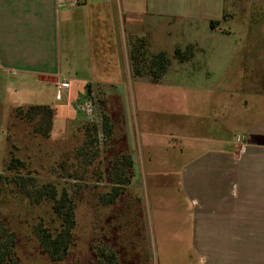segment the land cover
<instances>
[{
  "label": "rangeland",
  "instance_id": "rangeland-1",
  "mask_svg": "<svg viewBox=\"0 0 264 264\" xmlns=\"http://www.w3.org/2000/svg\"><path fill=\"white\" fill-rule=\"evenodd\" d=\"M167 4L190 14L184 19L126 15L125 23L119 10L114 14L103 8L114 18L120 46L126 49V67L115 65L118 57L109 52L113 60L109 72L94 73L98 81L106 76L111 86L82 87L74 50L70 55L74 60L64 59V69L74 73H66L67 81L57 87L31 80L26 87L15 80L10 86L0 85V175L8 176L6 166L17 158L27 166L22 174L39 185L68 189L76 199L75 243L62 264H95L99 247L105 245L118 254L121 264H202L188 246L187 221L180 215L184 209L173 201L168 175L194 153L179 158L176 146L229 148L238 132L264 117V0H168ZM163 6L167 7L165 2ZM203 15L220 24L213 30ZM176 49L181 56L175 55ZM159 53L166 54L170 65L157 79L149 67ZM102 57L99 50L94 59L100 62ZM41 104L57 109L48 139L34 134V124L17 115L20 107L26 111ZM104 116L113 128L111 136L104 133ZM203 138L209 141L199 143ZM140 145L148 147L141 154L152 155L154 163L148 170L160 175L149 178L164 186L157 191L144 187L149 181L143 165L147 157L140 154ZM133 151L138 165L134 188L105 206L103 198L114 187V165ZM0 216L17 233L21 264H52L33 235L35 225L51 223L49 206H34L7 193L0 197Z\"/></svg>",
  "mask_w": 264,
  "mask_h": 264
},
{
  "label": "crops",
  "instance_id": "crops-1",
  "mask_svg": "<svg viewBox=\"0 0 264 264\" xmlns=\"http://www.w3.org/2000/svg\"><path fill=\"white\" fill-rule=\"evenodd\" d=\"M164 2L167 7L163 6ZM167 2L81 0L77 8L62 9L58 7V0H0V85L10 86L15 80L21 87H26L27 80H31L40 86L57 87L58 83L67 81L66 73H74L72 69H64L65 58L70 62L74 60L70 57L74 50L81 67L75 71L77 75H83L79 80L82 87L87 83L111 86L106 76L98 81L94 73L109 72L113 64L108 58L109 52L118 57L115 65L125 63L126 67V49L121 48L115 32L116 22L107 12L119 10L125 23L126 15L133 19L140 16L184 19L190 14L188 11L177 12ZM65 13L69 16L64 17ZM205 18L208 17L203 15L202 20ZM67 29L69 33L65 36ZM66 41L67 48L64 47ZM99 50L103 57L96 62L94 57ZM87 75H90V81ZM18 106L23 105L18 102ZM49 106L57 110L54 105ZM247 126L246 131L238 132L229 148L224 147L225 144L205 149L186 144L175 149L179 158L186 152L194 153L178 165L176 172L168 175L173 201L176 204L178 201V206L184 209L180 215L187 221L188 246L200 256L202 264H264V117L258 124ZM178 136L182 138V135ZM203 139L198 142L209 141ZM219 139L214 138V141ZM147 149L140 145V154ZM130 155L135 174L136 155L134 151ZM141 155L147 157L146 165L143 164L147 168L144 175L148 179L158 178L159 174L148 170L154 163L151 153ZM136 178L137 175L130 189L134 188ZM151 180L145 181L144 187L147 184L151 191L154 187L156 191L164 187L154 185L156 183Z\"/></svg>",
  "mask_w": 264,
  "mask_h": 264
},
{
  "label": "trees",
  "instance_id": "trees-1",
  "mask_svg": "<svg viewBox=\"0 0 264 264\" xmlns=\"http://www.w3.org/2000/svg\"><path fill=\"white\" fill-rule=\"evenodd\" d=\"M219 24L220 21H211L210 27L214 30ZM175 55L181 56V51L176 49ZM169 65L170 60L166 54L159 53L152 57L149 68L153 76L159 79L166 73ZM136 72L139 73V70L137 69ZM17 115L21 120L34 124V134L44 139L50 138L56 116V111L51 106L33 105L26 111L20 107ZM103 121L104 133L111 136L113 128L109 124V117L104 116ZM120 159L114 165L111 174L114 186L112 192L103 198L105 206L113 205L123 191L130 187L134 178L132 156L126 154ZM23 170L27 171L26 163L12 158L6 166V172L9 175H0V197L7 193H16L34 206L50 207L53 216L51 223H38L33 227V235L37 238L47 259L52 264H62L69 257L75 243L76 199L68 189L59 191L58 187L52 183L39 185L33 177L22 174ZM17 240V233L11 230L0 216V264H21L17 257ZM97 257L95 264H121L118 254L106 245L99 247Z\"/></svg>",
  "mask_w": 264,
  "mask_h": 264
},
{
  "label": "built area",
  "instance_id": "built-area-1",
  "mask_svg": "<svg viewBox=\"0 0 264 264\" xmlns=\"http://www.w3.org/2000/svg\"><path fill=\"white\" fill-rule=\"evenodd\" d=\"M81 4V0H58V7L65 9V8H77ZM63 86L59 87V89H62Z\"/></svg>",
  "mask_w": 264,
  "mask_h": 264
}]
</instances>
